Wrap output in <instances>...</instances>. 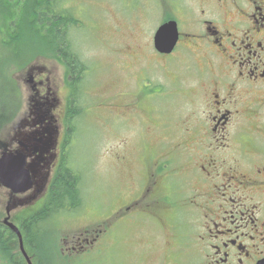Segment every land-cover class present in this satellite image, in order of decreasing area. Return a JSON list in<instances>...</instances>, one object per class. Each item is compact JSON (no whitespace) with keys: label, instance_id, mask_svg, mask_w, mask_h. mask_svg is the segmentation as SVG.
Listing matches in <instances>:
<instances>
[{"label":"rangeland","instance_id":"374dc122","mask_svg":"<svg viewBox=\"0 0 264 264\" xmlns=\"http://www.w3.org/2000/svg\"><path fill=\"white\" fill-rule=\"evenodd\" d=\"M154 1L157 0H64L62 4L78 19L73 39L86 66L82 79L84 92L77 100L75 96L73 105L74 109L78 103L81 111L78 115L71 114L69 141L65 146L70 167L81 175L83 197L77 208L70 205V210L53 212L49 207L37 237L38 264L208 263L207 258L198 254L205 247L197 242L191 226L192 207L175 211L187 224L180 219L166 224L159 215L160 208L168 205L161 197L168 194L174 201L173 192L180 190L179 156L187 153L188 147L195 148L190 135L196 113L203 109L200 98L174 93L169 75L177 73L181 79H190V74L195 73L193 63L201 65L204 59L196 56L193 62L194 53L183 48L170 60L162 59L153 45L158 28L175 21L178 28L187 30L189 24L183 18L185 12L160 10ZM185 1L188 4L190 0ZM167 16L171 17L168 21ZM28 52L26 49L25 58ZM46 55L34 58L16 71L9 66L13 81L8 84L12 93L19 96V108L10 116L15 109L14 100L0 95V111L10 113L3 115L1 122V127L5 126L4 138L13 133L18 114L27 106L23 77L29 66H47L48 75L57 81L59 95L65 101L63 58L58 53ZM161 85L162 92L155 93L154 89ZM8 121L13 124L6 127ZM60 130L61 127L59 133ZM61 132L65 139L66 131ZM235 132L233 141L238 145L244 136L238 137ZM240 134L244 135V131ZM255 134L262 135L257 140H264V130ZM257 140L254 154L264 156V152H259L261 144ZM158 159L162 164L167 160L169 167L157 173L162 178L154 197L147 195L139 200L136 211L131 208L123 213L121 206L135 204L134 199L139 197L147 163L152 165ZM168 184L172 189L162 186ZM72 241L76 247L71 252Z\"/></svg>","mask_w":264,"mask_h":264},{"label":"flooded vegetation","instance_id":"af4514ba","mask_svg":"<svg viewBox=\"0 0 264 264\" xmlns=\"http://www.w3.org/2000/svg\"><path fill=\"white\" fill-rule=\"evenodd\" d=\"M154 2L160 10L185 12L183 18L189 24L187 30L179 27L173 52L161 53L162 59L170 60L180 48L194 53L193 62L196 56L204 59L201 65L193 63L195 73L190 74V79H181L177 73L169 75L173 92L200 98L203 109L196 113L190 135L195 148L188 147L187 153L179 156L180 190L173 192L174 201L168 194L161 197L168 205L160 208L159 215L167 224L182 220L175 211L193 208H189L194 224L191 226L197 242L205 247L198 254L208 259L207 264H264V156L254 154L258 149L254 140L262 138L255 132L264 130V0ZM153 45L156 49L154 40ZM62 58L65 101L59 95L57 81L48 75L47 66H29L23 77L27 106L18 114L19 121L14 123L9 137L2 136L5 126L0 123V160L12 153L11 158L30 180L27 189L15 192L3 183L0 171V264H30L19 233L11 225L18 227L28 257L38 264L37 237L48 217L47 213H39L51 203L59 170L70 166L65 146L71 130L76 83ZM162 87L154 92H162ZM12 122L8 121L6 127ZM60 127L66 131L65 139V134L58 131ZM234 131L236 136H244L238 145L233 141ZM257 141L261 144L259 152H264V140ZM166 161L147 163L139 197L134 199L135 204L130 202L132 207L122 205L123 213L131 208L136 211L139 200L147 195L154 197L162 178L157 173L168 170ZM162 186L172 189L171 184ZM149 206L153 207L151 203ZM72 243L71 252L76 247ZM64 252H60L62 256Z\"/></svg>","mask_w":264,"mask_h":264},{"label":"trees","instance_id":"16d2710c","mask_svg":"<svg viewBox=\"0 0 264 264\" xmlns=\"http://www.w3.org/2000/svg\"><path fill=\"white\" fill-rule=\"evenodd\" d=\"M63 3L64 0H0V95L7 100H14L15 109L12 114L19 108V96L16 97L12 93V87H9L8 81L12 80L9 66L11 70L14 69L12 71L19 70L23 64L31 62L34 58L47 56L46 52L52 55L58 53L61 58L66 59L67 66L75 78L76 100L83 91V86L79 83L84 77L86 66L76 52L73 39L78 19L69 9L63 7ZM26 49L29 50L27 58L23 56ZM75 105L71 113L78 115L81 110L77 107L78 103ZM3 115L7 116L8 113L0 111V123ZM80 182V173L72 167L60 169L53 184L51 203L39 214L46 215L49 207L53 208V212L55 209L70 210L68 207L71 206L77 208L83 197Z\"/></svg>","mask_w":264,"mask_h":264},{"label":"water","instance_id":"95a60500","mask_svg":"<svg viewBox=\"0 0 264 264\" xmlns=\"http://www.w3.org/2000/svg\"><path fill=\"white\" fill-rule=\"evenodd\" d=\"M178 37L179 31L177 23L175 21L165 23L158 28L155 34V47L161 53H171L177 43ZM12 156V153L9 155L6 154L0 160V162L3 163V168L0 170L1 179L3 183L12 188L13 191H24L30 185L29 177L23 170L19 169V163H16L14 159L11 158ZM11 226L19 233L20 238H22L19 229L15 225ZM28 260L30 264H33L29 258Z\"/></svg>","mask_w":264,"mask_h":264}]
</instances>
